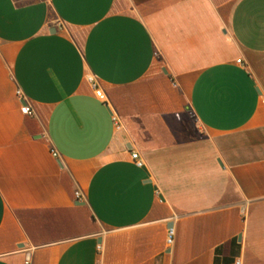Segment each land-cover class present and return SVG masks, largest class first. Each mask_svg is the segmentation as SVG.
Wrapping results in <instances>:
<instances>
[{"label":"crops","instance_id":"crops-1","mask_svg":"<svg viewBox=\"0 0 264 264\" xmlns=\"http://www.w3.org/2000/svg\"><path fill=\"white\" fill-rule=\"evenodd\" d=\"M225 3L0 0V264H264V0ZM76 192L100 231L32 243Z\"/></svg>","mask_w":264,"mask_h":264},{"label":"trees","instance_id":"trees-1","mask_svg":"<svg viewBox=\"0 0 264 264\" xmlns=\"http://www.w3.org/2000/svg\"><path fill=\"white\" fill-rule=\"evenodd\" d=\"M231 10L230 4L221 6L225 20ZM127 90V89H125ZM122 90H115L111 98L117 101ZM128 100V98H125ZM115 104L118 106L117 102ZM32 243L75 238L96 233L98 226L85 206L58 211H20L15 213Z\"/></svg>","mask_w":264,"mask_h":264},{"label":"built area","instance_id":"built-area-1","mask_svg":"<svg viewBox=\"0 0 264 264\" xmlns=\"http://www.w3.org/2000/svg\"><path fill=\"white\" fill-rule=\"evenodd\" d=\"M240 62V61H239ZM88 82L92 85V88L94 90L95 96L97 99H99L102 102L107 103V97L102 89L99 88L95 80L91 77H87ZM16 96L22 101V104L20 105V113L24 116H32L33 112L32 109L30 108L29 105L25 104L23 102L22 96L19 91L16 92ZM113 120L115 122V126L117 130L121 129V124L119 122V118L115 115L113 116ZM50 154L53 158H57V154L54 150H50ZM132 158L137 164V166L142 167L143 166V161L140 159V156L138 153H133ZM75 197L79 202H82V195L80 192L75 193ZM173 238H174V230L171 228L168 230V239H167V244L170 246L173 244ZM100 249V247H99ZM28 264V260H26V263ZM233 264H244L243 259L241 257L235 258Z\"/></svg>","mask_w":264,"mask_h":264},{"label":"rangeland","instance_id":"rangeland-1","mask_svg":"<svg viewBox=\"0 0 264 264\" xmlns=\"http://www.w3.org/2000/svg\"><path fill=\"white\" fill-rule=\"evenodd\" d=\"M235 3V0H226V3L225 4H230L231 5V8H232V6H233V4ZM98 226V225H97ZM100 231V228H99V226H98V230H97V232H99ZM96 232V233H97Z\"/></svg>","mask_w":264,"mask_h":264},{"label":"water","instance_id":"water-1","mask_svg":"<svg viewBox=\"0 0 264 264\" xmlns=\"http://www.w3.org/2000/svg\"><path fill=\"white\" fill-rule=\"evenodd\" d=\"M163 71L167 75V71L165 69ZM76 205L77 206H84L85 204L83 202H77Z\"/></svg>","mask_w":264,"mask_h":264}]
</instances>
